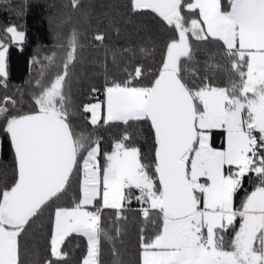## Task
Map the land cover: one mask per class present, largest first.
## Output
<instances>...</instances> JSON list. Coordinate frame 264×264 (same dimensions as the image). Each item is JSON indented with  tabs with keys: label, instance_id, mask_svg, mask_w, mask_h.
Returning <instances> with one entry per match:
<instances>
[{
	"label": "snow or ice",
	"instance_id": "6c2138e0",
	"mask_svg": "<svg viewBox=\"0 0 264 264\" xmlns=\"http://www.w3.org/2000/svg\"><path fill=\"white\" fill-rule=\"evenodd\" d=\"M130 9L151 10L173 36L156 71L146 76L138 65L128 79L106 84L104 123L150 122L153 163L142 162L140 149L125 133L103 153L101 165L99 139L75 130L65 91L79 49L73 30L62 58H47L57 71L48 83L36 81L40 91L31 111L18 110L12 97L0 99V132L9 139L15 161L13 181L0 186V264H22L21 236L77 173L82 174L78 202L55 208L43 264L65 259L61 245L72 233L87 239L82 264H100L101 237L113 239L101 227L102 211L115 210L119 221L132 199L155 228L153 235H141L140 264H264V0H130ZM4 37L22 44L26 33L10 25ZM4 37L0 83L9 75L10 44ZM193 41L219 46L204 76L187 69L197 63ZM217 57L227 65L222 68ZM186 70L193 79L186 78ZM216 70L226 72L227 87L211 82L209 74ZM100 108V103L84 105L93 126ZM215 129L224 130L226 146H212ZM248 175L259 183L235 207L234 196ZM115 232L119 235L120 228Z\"/></svg>",
	"mask_w": 264,
	"mask_h": 264
},
{
	"label": "trees",
	"instance_id": "16d2710c",
	"mask_svg": "<svg viewBox=\"0 0 264 264\" xmlns=\"http://www.w3.org/2000/svg\"><path fill=\"white\" fill-rule=\"evenodd\" d=\"M10 25H17L26 33L22 44H10L4 37V29ZM73 30L78 34L79 49L77 59L68 69L65 91L75 130L99 139L101 165L103 153L110 152L115 141L125 133L130 136L129 142L140 149L142 162L153 163L154 137L150 122L100 121L93 126L91 114L84 111V105L104 98L106 84L112 79H128L127 73L138 65L143 67L146 76L156 71L163 48L173 36L169 26L151 10L131 11L130 0H79L78 7L72 6V0H0V37L10 44L7 53L9 75L0 83V99L12 97L18 102V110L31 111L35 107L33 96L40 91L36 81L48 83L57 71V65L47 58L53 57L56 61L62 58ZM97 35H102L103 40H96ZM193 48L197 63L188 64L187 69H195L199 76H204L209 57L218 53L219 46L193 41ZM217 62L222 68L227 65V61L218 57ZM184 74L193 79L187 70ZM209 75L214 86L229 85L225 71L216 70ZM199 82L196 79V83ZM223 131L213 130L211 143L214 147L224 145ZM14 173L13 150L7 136L0 132V186L11 183ZM81 179L82 174L74 175L60 199L45 208L27 227L20 238L22 264H43L50 242V217L56 207H72L78 202ZM258 183L254 175L244 178L243 187L234 198L235 207L240 206ZM140 208L136 202L127 203L122 213L124 218L119 221H115V210L102 211L101 227L113 239L101 237L100 264H140L141 235L151 236L155 232L154 226L144 220ZM238 223L239 218L237 227ZM116 227L120 228L119 235ZM142 229L146 230L142 232ZM225 239L230 240L231 235L225 233ZM113 249L117 254L114 255ZM61 251L67 256L60 264H82L87 254L86 237L70 234L61 245Z\"/></svg>",
	"mask_w": 264,
	"mask_h": 264
},
{
	"label": "rangeland",
	"instance_id": "374dc122",
	"mask_svg": "<svg viewBox=\"0 0 264 264\" xmlns=\"http://www.w3.org/2000/svg\"><path fill=\"white\" fill-rule=\"evenodd\" d=\"M94 103H100L101 104V108H100V111H99V116H100V121H104L105 118H106V114H107V111H106V104H105V96L102 100H96L90 104H94ZM91 114V113H90ZM99 121V122H100ZM215 130H223V129H215ZM213 146V145H212ZM223 146H226V134L224 135V145ZM214 147V146H213ZM216 148H221V147H216ZM226 171H227V166H226ZM233 171H235V168H233ZM205 178H201V182L204 181ZM133 195H138V192L137 191H134ZM235 198V196H234ZM131 202H136L138 203L139 205H141L140 202L136 201L135 199H132ZM130 202V203H131ZM127 204V203H126ZM88 210L89 211H95V208H92L91 206L88 207Z\"/></svg>",
	"mask_w": 264,
	"mask_h": 264
},
{
	"label": "crops",
	"instance_id": "0c3cea01",
	"mask_svg": "<svg viewBox=\"0 0 264 264\" xmlns=\"http://www.w3.org/2000/svg\"><path fill=\"white\" fill-rule=\"evenodd\" d=\"M234 206H235V203H234Z\"/></svg>",
	"mask_w": 264,
	"mask_h": 264
}]
</instances>
